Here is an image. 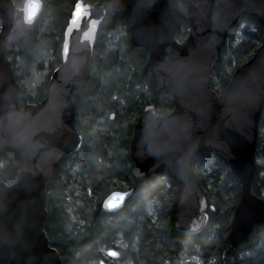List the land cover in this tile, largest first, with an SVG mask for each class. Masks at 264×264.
<instances>
[{
	"label": "water",
	"instance_id": "obj_1",
	"mask_svg": "<svg viewBox=\"0 0 264 264\" xmlns=\"http://www.w3.org/2000/svg\"><path fill=\"white\" fill-rule=\"evenodd\" d=\"M107 7L126 23L132 44L148 52L146 70L156 91H167L174 102L168 114L147 106L137 120L129 145L133 177L143 181L160 174L173 180L175 227L198 233L209 222V204L191 162L212 154L241 185L240 202L223 233L230 250L264 223V200L252 187L264 108V39L222 93L211 86L229 30L242 16L264 24V0L79 1L65 31L63 63L51 76L48 96L34 104L27 101L6 52L16 7L13 0H0V152L14 151L23 162L13 183L0 179V264H63L44 228L47 186L63 159L81 147L76 118ZM41 10V0H27L25 22L33 23ZM183 26L190 34L179 41ZM131 194L113 191L103 201L104 210H121ZM107 253L120 255L116 249Z\"/></svg>",
	"mask_w": 264,
	"mask_h": 264
},
{
	"label": "trees",
	"instance_id": "obj_2",
	"mask_svg": "<svg viewBox=\"0 0 264 264\" xmlns=\"http://www.w3.org/2000/svg\"><path fill=\"white\" fill-rule=\"evenodd\" d=\"M27 0H13L14 25L6 52L17 82L29 103L48 96L54 71L63 63L66 28L76 4L98 0H41L42 10L33 23L24 20ZM0 13V30L2 24ZM190 34L183 26L179 41ZM264 39V24L255 16H242L229 30L219 61L211 74V86L222 93L234 72L250 60ZM148 52L131 42L126 23L114 18L107 7L91 58L76 127L82 135L78 151L59 164L48 183L45 231L63 264H98L116 249L125 264H264V223L248 240L230 250L223 233L241 199V185L226 164L209 153L191 162L209 204V222L198 233L177 231V194L173 180L154 175L139 181L133 177L129 145L133 128L147 106L160 114L174 110L171 95L156 91L146 70ZM254 193L264 200V108L256 146ZM23 167L19 154L0 152V179L13 183ZM132 190L120 211L162 214H106L104 199L113 191ZM106 253V254H105Z\"/></svg>",
	"mask_w": 264,
	"mask_h": 264
},
{
	"label": "flooded vegetation",
	"instance_id": "obj_3",
	"mask_svg": "<svg viewBox=\"0 0 264 264\" xmlns=\"http://www.w3.org/2000/svg\"><path fill=\"white\" fill-rule=\"evenodd\" d=\"M106 214H162L161 212H137V211H116V212H107Z\"/></svg>",
	"mask_w": 264,
	"mask_h": 264
},
{
	"label": "rangeland",
	"instance_id": "obj_4",
	"mask_svg": "<svg viewBox=\"0 0 264 264\" xmlns=\"http://www.w3.org/2000/svg\"><path fill=\"white\" fill-rule=\"evenodd\" d=\"M22 170V169H21ZM20 170V171H21ZM106 254V253H105ZM108 257H110L108 254H106ZM98 264H125L124 262L118 260L117 258H113V257H110L109 260H102L100 261ZM191 264H194V263H191Z\"/></svg>",
	"mask_w": 264,
	"mask_h": 264
},
{
	"label": "snow or ice",
	"instance_id": "obj_5",
	"mask_svg": "<svg viewBox=\"0 0 264 264\" xmlns=\"http://www.w3.org/2000/svg\"><path fill=\"white\" fill-rule=\"evenodd\" d=\"M113 255H115V253H113Z\"/></svg>",
	"mask_w": 264,
	"mask_h": 264
}]
</instances>
